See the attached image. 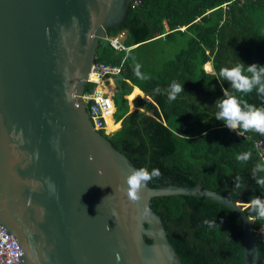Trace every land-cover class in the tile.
Here are the masks:
<instances>
[{"label": "water", "instance_id": "95a60500", "mask_svg": "<svg viewBox=\"0 0 264 264\" xmlns=\"http://www.w3.org/2000/svg\"><path fill=\"white\" fill-rule=\"evenodd\" d=\"M132 2L0 0V225L22 264H183L150 203L190 196L232 211L245 264H259L250 204L200 183H147L133 201L137 168L93 126L82 96L100 40Z\"/></svg>", "mask_w": 264, "mask_h": 264}, {"label": "trees", "instance_id": "16d2710c", "mask_svg": "<svg viewBox=\"0 0 264 264\" xmlns=\"http://www.w3.org/2000/svg\"><path fill=\"white\" fill-rule=\"evenodd\" d=\"M122 32L127 33L125 45L135 47L116 52L101 39L97 49L96 62L123 65L121 93L115 98L120 127L109 120L110 130L118 129L111 135L101 133L137 169L159 170V176L147 182L151 188L200 183L242 203L264 201V186L256 183L264 177V169L256 167L264 165V135L239 128L245 135H238L215 115L225 93L236 97L242 108L245 103L264 107L255 89L240 92L219 76L220 68L236 61L245 68L264 65V0H133L123 25L106 34ZM208 62L213 73L204 69ZM136 64L147 79L135 76ZM172 81L183 84V92L168 101ZM134 86L151 101L137 97L130 112ZM93 88L89 84L86 92ZM243 152L251 153L249 159L238 161L236 156ZM150 206L183 264H245L242 226L228 208L190 196L157 197ZM246 213L257 234L259 264H264V219L251 205ZM205 219L216 224L209 228Z\"/></svg>", "mask_w": 264, "mask_h": 264}, {"label": "clouds", "instance_id": "9594fccd", "mask_svg": "<svg viewBox=\"0 0 264 264\" xmlns=\"http://www.w3.org/2000/svg\"><path fill=\"white\" fill-rule=\"evenodd\" d=\"M140 65L136 64L133 71L135 76L144 80L147 77L141 73ZM219 76L231 82V85L236 90L243 93H250L255 91L264 98V65L253 63L246 68L239 61H236L232 67H222L219 69ZM159 92V87L154 89ZM183 92V84L172 81L168 85L167 100H176L178 94ZM227 98L219 101L216 107L219 109L215 113L216 118L223 120L229 129L254 130L255 132L264 135V107H256L249 104H244L241 107V102L234 96H229L225 93ZM250 152H243L236 156L238 161H247L250 157ZM257 169H264V165H257ZM159 176V170L156 168L150 171L144 167H140L132 171L126 178V185L128 186L129 198L133 201L139 199V193L144 186L154 177ZM256 183L264 186V177H258ZM239 187V185H237ZM251 207L256 212L258 218L264 219V201L259 198L250 201ZM147 212V209H145ZM209 228L216 224L215 220L203 221Z\"/></svg>", "mask_w": 264, "mask_h": 264}, {"label": "built area", "instance_id": "2783aa9c", "mask_svg": "<svg viewBox=\"0 0 264 264\" xmlns=\"http://www.w3.org/2000/svg\"><path fill=\"white\" fill-rule=\"evenodd\" d=\"M103 39L116 52L129 51L135 47L125 45L122 33L113 37L106 34ZM122 73V64L110 65L95 61L88 80V85L94 84V88L82 96L86 107L89 106L88 113L95 130L104 132L106 135H111L117 130H110L108 121L111 120L113 125H118L114 119L116 114L114 97L117 93L114 79L119 78ZM107 80L110 81V84H106ZM261 233H264V229L261 230ZM22 256L23 253L13 235L0 225V264H22Z\"/></svg>", "mask_w": 264, "mask_h": 264}, {"label": "rangeland", "instance_id": "374dc122", "mask_svg": "<svg viewBox=\"0 0 264 264\" xmlns=\"http://www.w3.org/2000/svg\"><path fill=\"white\" fill-rule=\"evenodd\" d=\"M181 30H184V29H181ZM126 34H127L126 32H122L123 39H125ZM208 63H210V64H209V69L207 68V67H208V64H207L206 66H204V69H205V71H207L208 73H213L212 64H211V62H208ZM118 79H119V78H115V79H114V85H115V87L118 89V92H119V93H118V92L116 93L114 99L116 98V96H119L120 93H121V89H120L119 86H118ZM116 112H117V107H116ZM114 119H115V117H114ZM224 125H225V124H224ZM225 127H227V126L225 125ZM118 128H119V127H118ZM231 130L237 132L238 135H245L244 131H239L238 128H237V129H231ZM261 143H262V142H258V143L256 144V148H257V150H258L259 146L261 145ZM259 152L263 154L262 150H260ZM255 233H256V232H255ZM256 236H257V234H256Z\"/></svg>", "mask_w": 264, "mask_h": 264}, {"label": "crops", "instance_id": "0c3cea01", "mask_svg": "<svg viewBox=\"0 0 264 264\" xmlns=\"http://www.w3.org/2000/svg\"><path fill=\"white\" fill-rule=\"evenodd\" d=\"M209 65L210 63H206L205 64V66L206 65ZM117 89V88H116ZM134 91V92H133ZM117 92H118V89H117ZM132 92H133V94H132ZM132 92H131V96L129 97V100H128V96L129 95H127V96H125V99H127L128 100V103H129V107H130V112H132V111H134L135 110V106H134V99H136L137 97H142L143 99H144V94L145 93H143L138 87H136V86H134L133 88H132ZM144 101H151V98L148 96V98L147 99H144ZM118 127H120V123H118ZM118 129V128H117Z\"/></svg>", "mask_w": 264, "mask_h": 264}, {"label": "bare ground", "instance_id": "6f19581e", "mask_svg": "<svg viewBox=\"0 0 264 264\" xmlns=\"http://www.w3.org/2000/svg\"><path fill=\"white\" fill-rule=\"evenodd\" d=\"M208 69H209V65H208V67H207ZM108 123H109V121H108ZM110 128H111V126H110Z\"/></svg>", "mask_w": 264, "mask_h": 264}]
</instances>
